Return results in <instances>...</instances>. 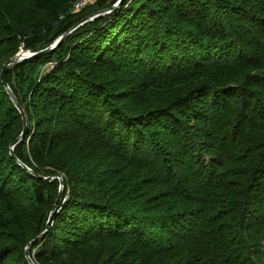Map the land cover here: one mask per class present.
<instances>
[{
  "label": "trees",
  "instance_id": "obj_1",
  "mask_svg": "<svg viewBox=\"0 0 264 264\" xmlns=\"http://www.w3.org/2000/svg\"><path fill=\"white\" fill-rule=\"evenodd\" d=\"M75 1L32 0L20 13L32 21L13 42L42 51L118 0L73 11ZM115 55L149 80L132 81ZM6 81L27 124L14 155L41 178L10 155L23 124L1 83L0 165L22 183L0 169V264H28L25 247L47 229L59 192V179L44 178L63 171L43 247H30L36 264H90L70 259L99 246L103 258L92 264H264V0H126L51 53L16 64ZM170 82L178 88L161 105L139 102ZM66 121L78 138L45 175L30 161L55 158V129ZM23 184L29 230L4 193Z\"/></svg>",
  "mask_w": 264,
  "mask_h": 264
},
{
  "label": "rangeland",
  "instance_id": "obj_2",
  "mask_svg": "<svg viewBox=\"0 0 264 264\" xmlns=\"http://www.w3.org/2000/svg\"><path fill=\"white\" fill-rule=\"evenodd\" d=\"M32 2V0H0V77H1V72L2 69L4 67V65L6 64L7 61H9L10 59L14 58V57H19L20 54H36L38 52H34V51H29V50H25L23 48L22 44H19L17 42H13V37L16 35L15 34V30L16 29H24V27L26 26L25 23L28 20L30 23L32 21L31 19V15H27L25 17H23V19L20 16V13L23 11H27L29 5H31L30 3ZM118 2V1H117ZM116 4V3H115ZM248 8H251V11L255 12L256 9L251 7L250 5L248 6ZM30 29V27H27ZM26 29V28H25ZM53 44V43H52ZM51 44V45H52ZM40 52V51H39ZM26 55H22V56H26ZM21 56V57H22ZM114 60L115 62H117V64L119 66H124L125 64H128V68L126 70V74L128 75V78H130L132 81H134L136 78H142L143 82L148 81L149 78L146 76H143L142 74L138 73V77L135 76V71L136 68H131L132 65H134L132 62L127 61L126 59L122 58V57H118V56H114ZM20 58H16V60H19ZM47 64V63H46ZM46 64H43V67L40 69H44L45 67H47ZM46 65V66H45ZM53 65L50 64L48 68H46V71H49V69H52ZM39 68H35L33 69V73L32 75L36 74L38 72ZM247 72V71H246ZM245 71L242 73H246ZM95 75L98 76V79L100 77H103V75L100 76L99 72L98 73H94ZM243 74V75H244ZM14 73H12L10 75L11 78H13ZM106 77V76H104ZM116 77V76H115ZM166 77V76H163ZM102 79V78H101ZM164 86L163 90L160 91V89L153 91V93H150L148 97H143L140 96L138 98L139 102L144 106H150V107H157L160 104L161 101H165L167 99V90L168 88H170L172 86V91H175L178 87L173 85V82H170V84L167 85H161ZM18 87V86H17ZM1 92H3V90H1V81H0V94ZM24 108V104L22 106ZM41 109V108H40ZM40 109H36V113L39 115V117H47L48 114H46L44 112V110H40ZM24 110V109H23ZM44 112V113H43ZM11 114H8L7 112L4 111L3 113V124L6 123L7 120H9ZM38 120H40L41 118H36ZM58 129L55 131L57 134V138L55 142H53V146L50 147V153H53L55 158L51 159L50 162H44L43 164L36 162L35 160L30 161L31 165L38 169L41 173L47 175L48 171H52L53 170V164L56 160H58V154L60 152L61 149H65V147H70L72 145V141H70V137L73 136L74 138H78L77 135H75V131L77 127H74L73 123H69V122H62L57 124ZM65 133V134H64ZM9 136H16L15 133H13L12 135H5L3 142H8V137ZM26 143V147H28V141L25 142ZM79 144V141L76 142ZM8 149L10 148V146H7ZM75 149H77V147H75ZM67 152V151H66ZM77 154V153H72ZM83 156L80 154H77L76 159H81ZM30 167V165H28ZM5 169L7 174H10L11 176L17 177L18 180L13 181V183H17L18 181H20L22 183V180L19 176L14 175L13 170L9 167H4V165H0V169ZM28 168V167H27ZM30 169V168H29ZM66 174V171H63L61 176L65 177L64 174ZM5 174V175H7ZM60 175H55L53 177H46V178H51V179H58L61 178ZM2 179H3V175L0 179V184L2 185ZM25 184L27 183L26 181H24ZM29 183V182H28ZM24 185L23 188H20L19 190L15 187H10L4 190V193H6L7 195H12V199L16 201V203L18 204L19 207V211L22 215V218L24 219L26 228L32 229L34 222H32L31 220H29V213L27 212L28 206H29V202L31 200V192L29 191V185ZM68 192H66L67 195ZM66 195L64 197L66 198ZM50 209V208H49ZM48 209V210H49ZM53 210V208H52ZM51 213V210L50 212ZM42 239V238H41ZM43 242L42 241H37L35 244L32 245V253L36 254L38 250H40L43 247ZM27 246L25 247L26 250ZM84 248H80L79 249V256L77 258H71V263H80L82 262L83 259L87 258L90 259L91 262L90 264H92L95 260H96V256L98 258H103V246H99L96 247L95 250L92 252L87 251V250H83ZM30 249H28V254H29ZM25 252H23L22 256L25 257L24 255ZM16 254H13L11 256H6L8 260L15 258ZM30 256V255H29ZM31 258V257H30ZM32 260V258H31ZM32 262L34 264H36L33 260ZM28 264H30L28 262Z\"/></svg>",
  "mask_w": 264,
  "mask_h": 264
},
{
  "label": "water",
  "instance_id": "obj_3",
  "mask_svg": "<svg viewBox=\"0 0 264 264\" xmlns=\"http://www.w3.org/2000/svg\"><path fill=\"white\" fill-rule=\"evenodd\" d=\"M126 0H118L117 4H115L114 6H112L110 9H104L102 11H99L98 13H95V14H92L88 17H86L81 23H79L78 25H76L73 29H71V31H69L68 33H66L65 35L61 36L60 38H58L50 47L36 53V54H28L26 56H22L19 60H16V58H19L18 56L17 57H14L12 59H10L9 61L6 62V64L4 65L3 69H2V72H1V83L7 93V95L9 96L10 100L12 101V103L14 104V107L16 108V110L19 112V114L21 115V119H22V124H23V130L21 132V134L19 135V137L16 139V141L10 146V155L11 157L16 160V162L23 168L25 169L27 172L31 173V175L35 176V177H39L41 178L40 176L34 174L29 168H27L22 162H20L19 160L16 159L15 155H14V147L16 145H18L26 130H27V124H26V116H25V113H24V110L20 104V102L17 100V98L15 97V95L13 94V92L11 91V89L9 88L8 84H7V81H6V73L12 69L16 64H19V63H22V62H26V61H30L31 59L35 58L36 56L38 55H44V54H48V53H51L72 31H74L75 29H77L79 26H82L83 24L87 23V22H90V21H93L97 16L99 15H106L114 10H116V8L124 3ZM46 181L50 182L52 181L53 179L51 178H44ZM59 179V183H60V186H59V192H58V196L55 200V204H54V207H53V210L51 211L50 215H49V220L47 222V229L41 234L39 235L36 239L32 240L28 245H27V248L25 250V257H26V260L27 262H29L30 264H34L28 254V249H30V247L36 243L38 240H40L42 237H44V235L47 233L48 231V228L51 224V221H52V217H53V214L54 212L59 208L60 206V203H61V200H62V190H63V183H62V180L60 178Z\"/></svg>",
  "mask_w": 264,
  "mask_h": 264
},
{
  "label": "built area",
  "instance_id": "obj_4",
  "mask_svg": "<svg viewBox=\"0 0 264 264\" xmlns=\"http://www.w3.org/2000/svg\"><path fill=\"white\" fill-rule=\"evenodd\" d=\"M93 1H96V0H76L72 6V8H73L72 10L73 11L82 10L84 7H86L87 5L92 3Z\"/></svg>",
  "mask_w": 264,
  "mask_h": 264
},
{
  "label": "bare ground",
  "instance_id": "obj_5",
  "mask_svg": "<svg viewBox=\"0 0 264 264\" xmlns=\"http://www.w3.org/2000/svg\"><path fill=\"white\" fill-rule=\"evenodd\" d=\"M93 2H94V1H93ZM90 4H92V3H90ZM116 4H117V3H116ZM120 5H121V4H120ZM120 5H119V6H120ZM87 6H88V5H87ZM113 6H114V5H113ZM119 6H118V7H119ZM118 7H117V8H118ZM117 8H116V9H117ZM110 13H111V12H110ZM108 14H109V13H108ZM106 15H107V14H106ZM101 16H104V15H99V16H97L96 18H99V17H101ZM96 18H95V19H96ZM26 54H27V52H26ZM26 54H20V55H19V58H21L22 55H26ZM17 59H18V58H17Z\"/></svg>",
  "mask_w": 264,
  "mask_h": 264
}]
</instances>
